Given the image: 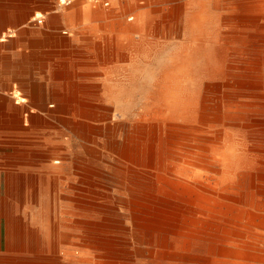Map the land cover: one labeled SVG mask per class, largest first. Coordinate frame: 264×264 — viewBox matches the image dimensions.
<instances>
[{
  "label": "rangeland",
  "instance_id": "obj_1",
  "mask_svg": "<svg viewBox=\"0 0 264 264\" xmlns=\"http://www.w3.org/2000/svg\"><path fill=\"white\" fill-rule=\"evenodd\" d=\"M233 2H222V7L216 6L215 0L192 3L184 8L178 34H149L150 44L143 45L149 63L143 66L149 68L154 85L136 95L132 120L144 119L170 95L195 99L209 79L217 77L215 81H220L221 76L215 73L225 60L217 63L218 55L244 54L246 35L224 25L230 15L229 4ZM59 5V0H0V13L27 15L21 17L23 22L2 25L0 29V175L12 174L0 176V211L10 220L0 228L14 245L22 243L18 240L21 228L34 232L47 230L56 226L52 219L53 222L57 218L68 219L63 211L72 210L75 203L67 197L78 195L80 210L88 216L83 218L84 223L126 227L129 218L121 200L137 193L136 181L145 185L147 179L142 174L138 176L144 179H140L128 170L123 175L128 166L122 156L127 130H107L106 125L120 121L115 99L116 92L123 91L117 87L118 75L126 71L121 67L138 65L130 57L133 24L139 17L148 22L161 19L167 5L164 0H71L68 6ZM38 19H44V23L39 25ZM120 20L127 28L116 31L115 24ZM58 25L61 26L57 32H47ZM37 31L38 36L34 35ZM52 34L62 39L61 46L56 43L54 47ZM225 38L230 44L220 48L218 43ZM187 58L190 60L185 64ZM54 74L63 78H52ZM58 99L70 100L66 110L58 111L62 105ZM126 99H121V109L131 107L132 102L129 104ZM106 106L112 112L103 110ZM84 109L94 110L97 118L86 120L87 130L80 131L79 137L73 125ZM104 115L112 117L102 121L99 117ZM244 134H231L240 150L244 149ZM77 150L83 158L71 161ZM89 151H93L92 155ZM19 152L63 154L65 160L57 171H52L40 162L19 161L11 156ZM57 226L60 250L67 255L54 254L51 260L18 264H93L95 257L103 262L109 256L102 245L108 241L106 235L97 234L94 239L84 240L87 234L81 228L87 226L71 222H60ZM126 239L123 237L121 243L125 244ZM140 251L145 252L146 247L136 243L122 255L133 259L134 264H147L144 253L136 257Z\"/></svg>",
  "mask_w": 264,
  "mask_h": 264
},
{
  "label": "bare ground",
  "instance_id": "obj_2",
  "mask_svg": "<svg viewBox=\"0 0 264 264\" xmlns=\"http://www.w3.org/2000/svg\"><path fill=\"white\" fill-rule=\"evenodd\" d=\"M225 1L230 0H215L216 6L222 7ZM233 1L227 6L230 15L224 25L246 35L244 54L218 55L217 63L225 60L215 73L221 76L219 82L215 81L217 77L209 79L195 99L170 95L164 106L155 107L139 120L131 118L136 95L154 85L149 68L143 66L149 63L143 45L150 44L149 34H178L184 8L203 0H164L167 6L161 19L148 22L139 17L133 24L130 57L138 65L121 67L126 71L118 75L117 87L123 91H117L115 99L120 121L106 125L107 130H127L122 156L128 166L123 175L128 170L140 179H144L138 176L141 174L147 177L145 185L141 180L134 183L137 193L121 200L128 213L127 226L86 224L82 220L88 216L80 210V196L67 197L75 203L72 210L63 211L68 219L57 218L53 222L50 217L56 226L47 230L34 232L21 228L20 245L11 244V239L3 236L5 230L0 228V264L46 261L54 254L67 255L60 250L57 226L60 222L87 226L81 228L87 234L84 240L94 239L97 234L107 236L108 241L102 245L109 256L103 262L95 257L93 264H134L133 259L124 258L122 253L136 243L145 245L146 251H140L136 257L144 253L147 264H264V0ZM59 3V7H64L71 0ZM43 20L38 19L37 23L41 25ZM115 26L116 31L127 28L123 20ZM218 44L224 48L230 42L225 38ZM139 53L144 57H136ZM123 97L127 103L132 102L127 110L120 108ZM60 104L58 111L67 109V102ZM103 110L112 112L108 106ZM92 111L84 109L78 115L73 125L76 136L87 130L86 120L97 118ZM111 117L99 118L109 121ZM236 132L245 133L243 150L231 139ZM11 156L19 161L40 162L52 171H57L65 160L63 154L51 152L40 155L19 152ZM82 158L77 150L71 161ZM2 174L1 177L12 175ZM6 217L0 211L1 227L9 224ZM123 237H127L125 244L121 243Z\"/></svg>",
  "mask_w": 264,
  "mask_h": 264
},
{
  "label": "crops",
  "instance_id": "obj_3",
  "mask_svg": "<svg viewBox=\"0 0 264 264\" xmlns=\"http://www.w3.org/2000/svg\"><path fill=\"white\" fill-rule=\"evenodd\" d=\"M13 6H15V5H13ZM15 7H23V6H20V5H16ZM18 14V13H17ZM24 15V18H26L27 17V15L25 16V14H21V13H19L18 14V16L19 17H17V15H11V16H7V15H4L3 13H0V29L2 28V25H4L3 27H6L7 26V24H15V23H18V22H23L24 21V18H21L22 16ZM79 17V16H78ZM77 17V18H78ZM19 20V21H18ZM50 23H51V21H50ZM60 26L61 25H58V27L57 28H53V27H51V29H50V31H47L48 33H54V32H57L58 31V29L60 28ZM8 28V27H7ZM22 33H23V31H22ZM34 35H40V32L39 31H37V32H34ZM51 38L53 39V42H54V47H55V45H56V43H57V45L56 46H61L60 45V42H62V39L61 38H59V37H55V35L53 36V34H52V36H51ZM41 39V38H40ZM38 41H41V40H39L38 39ZM52 78H55V79H61V78H63V76H61V75H59V74H54V76L52 77ZM58 92H55V93H53V94H57ZM60 94V93H59ZM63 94V93H62ZM61 94V95H62ZM67 94H69L70 95V91H68L67 92ZM60 96V95H59ZM59 104L60 103H65V102H67V103H69L70 102V100H68V101H66V100H56ZM43 102H49L48 100H43ZM51 107H53V106H51ZM44 110H46V107H44ZM48 111V110H47ZM50 111V110H49Z\"/></svg>",
  "mask_w": 264,
  "mask_h": 264
}]
</instances>
